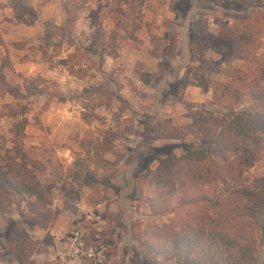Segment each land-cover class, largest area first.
I'll use <instances>...</instances> for the list:
<instances>
[{"label": "rangeland", "instance_id": "obj_1", "mask_svg": "<svg viewBox=\"0 0 264 264\" xmlns=\"http://www.w3.org/2000/svg\"><path fill=\"white\" fill-rule=\"evenodd\" d=\"M112 30L116 56L94 54ZM238 30L254 42L240 45ZM0 44V72L21 91L0 107L25 113L24 153L48 190L40 212L20 200L0 219V264H172L140 251L139 225L173 216L150 215L152 172L166 156L189 170L188 151L213 149L264 84V0H0ZM10 53L42 75L15 72ZM20 119H0V156ZM260 175L263 160L242 181Z\"/></svg>", "mask_w": 264, "mask_h": 264}, {"label": "trees", "instance_id": "obj_2", "mask_svg": "<svg viewBox=\"0 0 264 264\" xmlns=\"http://www.w3.org/2000/svg\"><path fill=\"white\" fill-rule=\"evenodd\" d=\"M139 27L135 24L128 35L130 39H135L134 32ZM118 35L112 30L110 40L94 54L115 57ZM253 36L245 30L235 32L240 45L252 44ZM107 46L111 48L108 53ZM233 71L237 82L246 81L239 69ZM20 94L18 85L10 84L6 74L0 72V96ZM247 98V107L235 113L219 132L213 149L188 151L189 170L184 171L175 156L158 160L150 179L155 188L154 197L148 199L150 215L173 216L163 225H139L140 251L146 257H161L172 264H247L259 256V264H264V175L242 181L243 174L256 162L264 161V84L252 82ZM24 115L12 103L0 107V119L21 118L11 129L12 147L0 156V219L11 215L20 200L27 202L33 214L48 201V190L28 166L24 153ZM148 128L145 123L143 136ZM212 155L220 163L214 162ZM210 184L218 187L212 195L206 192ZM176 194L181 197L174 205L172 198Z\"/></svg>", "mask_w": 264, "mask_h": 264}, {"label": "crops", "instance_id": "obj_3", "mask_svg": "<svg viewBox=\"0 0 264 264\" xmlns=\"http://www.w3.org/2000/svg\"><path fill=\"white\" fill-rule=\"evenodd\" d=\"M9 26L10 28L4 25V29L11 32L13 27L11 24H9ZM9 36L10 35H3L4 42H6V38ZM10 55H11L10 59L13 62V67H14L15 72H22L26 76H29V75L34 76L37 74L42 75V73H40V70H39L40 67L38 65L33 64V63L30 64L29 62H19L18 60L13 58L12 53H10ZM5 56H6V48H4L2 44H0V60Z\"/></svg>", "mask_w": 264, "mask_h": 264}]
</instances>
